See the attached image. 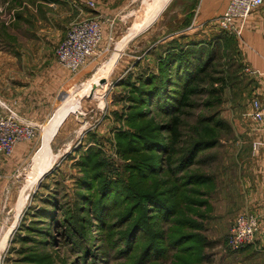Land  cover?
<instances>
[{"label":"rangeland","instance_id":"1","mask_svg":"<svg viewBox=\"0 0 264 264\" xmlns=\"http://www.w3.org/2000/svg\"><path fill=\"white\" fill-rule=\"evenodd\" d=\"M169 1L0 0V43L37 38L34 33L47 28L54 54L69 27L85 19L101 22L103 39L88 63L91 72L71 82L70 97L52 124L40 128L44 122L36 140L20 143H30L32 149L11 176L13 194L8 197L9 189L4 191L0 264H237L226 241L243 201L232 147L237 135L225 121L229 89L213 83L222 79L220 60L200 76V88L189 97L191 107L180 116L177 152L151 151L145 144L149 133L169 142L170 117L159 113L158 106L139 104L138 82L159 73L167 51L181 46L175 41L193 40L202 65L211 54L219 55L218 38L211 37L215 30L192 33L187 20L178 18L189 10L190 0ZM176 32L178 40L170 37ZM98 76L104 81L102 91L89 97L87 81ZM130 94L137 104L129 102ZM76 95L77 104L72 102ZM218 121L228 128H217ZM202 129L217 143L184 167L179 153ZM97 160L107 183L91 175ZM152 170L156 173L150 174ZM176 179L180 191L170 194ZM101 184L113 191L122 184L124 200L97 212ZM143 194L155 197L160 206L153 199L141 200Z\"/></svg>","mask_w":264,"mask_h":264},{"label":"crops","instance_id":"2","mask_svg":"<svg viewBox=\"0 0 264 264\" xmlns=\"http://www.w3.org/2000/svg\"><path fill=\"white\" fill-rule=\"evenodd\" d=\"M229 1L190 0L189 10L178 18L187 20L189 26L193 24L191 28L188 26L189 32L201 30V33L208 34L215 30L214 33L218 34L222 31L217 21ZM34 34L38 35L37 38L30 36L27 40L0 43V117L11 116L18 123L33 126L46 122L40 127L45 129L52 124V119L60 111L58 108L64 106L70 97L71 82L83 80L91 69L88 64L72 75L56 61L49 38L51 30L44 28ZM225 35L233 42L235 59L242 67L239 76L243 83L246 82L243 89L238 88L229 94V113L225 117L237 135L232 147L235 148L238 194L243 201L241 210L255 213L259 222L254 242L237 254L236 263L264 264V121L256 123L251 115V102L254 99L264 102V6L242 22L236 21L233 30ZM170 37L178 40L180 36L176 32ZM69 115L63 119L53 139ZM31 149L30 143L17 145L11 157L0 161V214L5 189H9L6 190L8 197L13 194L11 176L20 169Z\"/></svg>","mask_w":264,"mask_h":264},{"label":"trees","instance_id":"3","mask_svg":"<svg viewBox=\"0 0 264 264\" xmlns=\"http://www.w3.org/2000/svg\"><path fill=\"white\" fill-rule=\"evenodd\" d=\"M216 35H214L213 37H215L216 39L218 38V41L216 42L218 44L220 43V49H217L219 51V55L216 56V58H214L213 54H211L212 59H206L207 61H205L202 65L201 60H198V50L200 49L198 48V46H196L194 41L184 43L182 42L183 40H179V42L175 41L181 46L178 50L173 49V51H167L168 54L163 60H161L158 65L159 73L157 75H148L146 78L142 79L140 83L138 82V86L141 89V101H138L139 104L145 105L146 107H148V109L158 106L156 109L159 113L165 114L166 116L170 117V119L168 120V124L166 125V128L168 130V143H164L161 137H155L150 133L147 139L145 137L144 140L146 147H150L151 151H154V149H159L151 147H161L163 151H165L166 149L170 150L171 154H175L177 152V144L181 137V133H179V120L181 118L180 116L183 114L184 109L191 107V101L189 100V97L195 95L200 88L199 78L205 71L208 70L207 67L209 66V64L220 60V68L223 70L222 79L213 80V83H216V81L217 83L220 82V84H222L221 89L225 87L229 89V94H233L236 89L242 87L243 83L239 76L242 67H240L235 59L236 51L234 49L233 42L231 38L225 35V33L221 32ZM208 56L210 57V54ZM206 63H208V65ZM231 69H234V71H232ZM168 90L172 91L168 92ZM129 98L131 99L129 102L131 103L132 101L134 103V99L131 98V94ZM128 111H130V109ZM215 125L217 128H221L222 130L228 128L225 121H218L217 123H215ZM203 130L204 129L200 130L198 132L199 134H195V137L190 139V143H188L184 148L181 149L179 155H182V157L179 161L182 162L181 165H183L184 167H190L191 163L194 161L196 153H198L199 151L212 149L214 145H216L217 142L215 141V136L213 135L208 137L206 135V132L203 133ZM167 144L168 147H166ZM167 160L169 163H171L170 158H168ZM169 170V173L171 175H175V171L173 169ZM84 171L86 175V170ZM150 172V174L156 173L155 170H152ZM91 173L92 176H95V181L102 180V182L107 183L106 179H102L101 161L97 160L92 162ZM200 176L201 177H199V180H202L204 176ZM85 179H82L81 181ZM174 182L175 185L170 189V194L175 193V188L180 191V189L178 188V184H180L181 182L177 179ZM112 187L113 186H109L107 184L100 185V190L98 192L99 196L96 198L97 201L95 203H98L97 212H100L104 205L108 207L110 204L118 202L119 199H123V185H119L118 189H116L115 191H113V189L110 190ZM134 199L137 200L135 197ZM140 199L143 201H150L151 199H153L154 203L157 206H160L158 200L148 194L141 195ZM137 202L139 203L138 200ZM135 204L136 203H134L133 205ZM84 253L85 255H87V251H85Z\"/></svg>","mask_w":264,"mask_h":264},{"label":"built area","instance_id":"4","mask_svg":"<svg viewBox=\"0 0 264 264\" xmlns=\"http://www.w3.org/2000/svg\"><path fill=\"white\" fill-rule=\"evenodd\" d=\"M217 26L222 32H231L236 21H243L249 14L264 6V0H230ZM102 24L99 20L85 19L74 22L63 41L54 52L57 63L72 75L77 74L90 60L95 59L102 42ZM251 115L256 123L264 121V102H251ZM41 130V129H40ZM39 126L21 124L11 116L0 117V161L11 157L17 145L34 141ZM255 150L256 145L252 146ZM258 217L249 210L241 211L234 219L226 245L230 252L238 254L254 242L259 231Z\"/></svg>","mask_w":264,"mask_h":264},{"label":"bare ground","instance_id":"5","mask_svg":"<svg viewBox=\"0 0 264 264\" xmlns=\"http://www.w3.org/2000/svg\"><path fill=\"white\" fill-rule=\"evenodd\" d=\"M163 3H165V2H163ZM160 4H161V1H157L156 2L157 6H160ZM103 68L105 69V67H103ZM100 79H101V77L98 76L96 79H94V81H87L88 85L91 87L90 94L88 95L89 97H92L93 94L96 93V92L102 91V88H103L102 86L103 85L102 86L101 85L96 86L97 87L96 89H93V87H92L93 85H96L99 82ZM79 101H80V98L77 95L72 98V102L75 103V104H77V102H79Z\"/></svg>","mask_w":264,"mask_h":264},{"label":"water","instance_id":"6","mask_svg":"<svg viewBox=\"0 0 264 264\" xmlns=\"http://www.w3.org/2000/svg\"><path fill=\"white\" fill-rule=\"evenodd\" d=\"M169 2H170V1H169ZM169 2H168V3H169ZM103 83H104L103 79H100L99 82H98V85H97V86H99V85H101V84H103ZM92 87H93V89H96V88H97L95 85H93Z\"/></svg>","mask_w":264,"mask_h":264}]
</instances>
